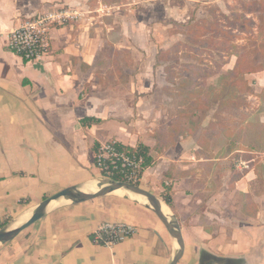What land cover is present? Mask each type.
I'll return each mask as SVG.
<instances>
[{
	"label": "crops",
	"instance_id": "obj_1",
	"mask_svg": "<svg viewBox=\"0 0 264 264\" xmlns=\"http://www.w3.org/2000/svg\"><path fill=\"white\" fill-rule=\"evenodd\" d=\"M223 1L237 23L231 47L214 52L225 59L214 74L187 80L158 55L188 38L178 24L207 22L208 0H122L129 14L112 16L94 10L111 0H0V225L100 176L95 153L117 141L149 149L140 185L171 198L185 239L178 264H264V0ZM53 9L79 16L54 26L45 59L9 50L25 18ZM239 159L251 160L243 174ZM105 222L138 230L95 243ZM173 249L152 210L108 195L39 219L0 248V264H168Z\"/></svg>",
	"mask_w": 264,
	"mask_h": 264
},
{
	"label": "built area",
	"instance_id": "obj_2",
	"mask_svg": "<svg viewBox=\"0 0 264 264\" xmlns=\"http://www.w3.org/2000/svg\"><path fill=\"white\" fill-rule=\"evenodd\" d=\"M79 16L67 9H53L25 18L7 38V47L27 62L45 59L51 52L52 29L69 19ZM145 158L143 155L124 148L117 141L100 144L95 153V165L100 176L115 178L121 176L131 183H140ZM239 169H249L250 162L244 159L236 161ZM121 180V179H120ZM138 227L126 222H105L95 231L93 241L106 246H114L134 235Z\"/></svg>",
	"mask_w": 264,
	"mask_h": 264
},
{
	"label": "water",
	"instance_id": "obj_3",
	"mask_svg": "<svg viewBox=\"0 0 264 264\" xmlns=\"http://www.w3.org/2000/svg\"><path fill=\"white\" fill-rule=\"evenodd\" d=\"M118 190L124 192H117ZM108 195L130 199L152 210L174 240V249L168 264L179 263L185 252V239L181 223L169 203L141 185L106 176L66 187L13 217L0 228V248L57 208Z\"/></svg>",
	"mask_w": 264,
	"mask_h": 264
},
{
	"label": "rangeland",
	"instance_id": "obj_4",
	"mask_svg": "<svg viewBox=\"0 0 264 264\" xmlns=\"http://www.w3.org/2000/svg\"><path fill=\"white\" fill-rule=\"evenodd\" d=\"M110 5L106 7H95L94 10H98L95 15L103 14L104 11L110 16L114 15L116 12H123L129 14L131 8L127 6H121L122 0H111ZM127 1V0H125ZM208 20L207 22L200 23L199 21H195L188 25L183 26L182 24H178L175 32H182L188 33V38L176 36V43L174 46V50H162L158 55V61H171L172 63L176 64L177 70H175V77L176 78H183L186 76L187 80H198L201 77H210V75L215 73L216 65L221 64L225 59L222 55L214 54L216 49L222 48L223 50L229 49L232 44V27H236L237 23L235 21L232 24L231 19V12H229L225 7L223 10L228 12H222L221 3L223 4V0H208ZM230 0H225L228 2ZM229 5V4H228ZM234 25V26H233ZM162 33L167 34V27H162ZM226 30L230 33L225 34L223 31ZM191 31V32H190ZM207 31V34L205 33ZM186 38V39H185ZM167 36L164 39H159V46H166ZM172 41H170L171 43ZM227 49H225V47ZM181 50L183 53L178 55V50ZM128 61L133 62L134 59L132 58L131 54L127 55ZM144 57V63L147 62L146 58ZM167 58V59H165ZM149 59V58H148ZM142 61V60H141ZM150 61V60H148ZM210 62L214 63L213 66L210 65ZM208 64L211 69L204 71H199V64ZM181 64H188L190 65V69L188 72H184L183 68L180 66ZM205 68V67H204ZM173 73V74H174ZM207 75V76H206ZM173 76V77H174ZM199 90V89H198ZM199 92V91H198ZM197 102V100H196Z\"/></svg>",
	"mask_w": 264,
	"mask_h": 264
},
{
	"label": "trees",
	"instance_id": "obj_5",
	"mask_svg": "<svg viewBox=\"0 0 264 264\" xmlns=\"http://www.w3.org/2000/svg\"><path fill=\"white\" fill-rule=\"evenodd\" d=\"M191 32V31H190ZM225 34H228V33H230V32H228V31H226V30H224L223 31ZM205 33L207 34V31H205ZM187 34V37H188V33H186ZM225 47V49H227V47L226 46H224ZM230 48V47H229ZM161 53H164V52H161ZM160 53V54H161ZM165 59H167V58H165ZM123 146V145H122ZM124 148H127V149H129V150H131L132 152H136V153H138V154H141V155H143L144 156V158H145V162H144V164H143V170L141 171V175L143 174V172H144V169L146 168V167H148V166H150V165H152V163H153V159H152V157L149 155V149L146 147V146H143V145H139V146H137V147H129V146H123ZM250 162V165H251V160L249 161ZM247 169H245L244 171H242V173L241 174H243V172H245ZM116 179H121V180H126L125 178H123V177H121V176H116L115 177ZM138 185H140V183H137ZM164 199L169 203V204H171V198L169 197V196H164ZM2 225H4V223L3 224H1L0 225V227L2 226Z\"/></svg>",
	"mask_w": 264,
	"mask_h": 264
},
{
	"label": "bare ground",
	"instance_id": "obj_6",
	"mask_svg": "<svg viewBox=\"0 0 264 264\" xmlns=\"http://www.w3.org/2000/svg\"><path fill=\"white\" fill-rule=\"evenodd\" d=\"M117 192H122V193H123V192H124V190H118Z\"/></svg>",
	"mask_w": 264,
	"mask_h": 264
}]
</instances>
